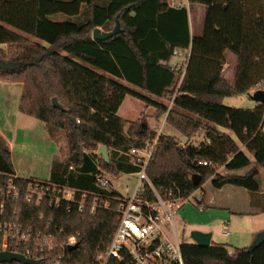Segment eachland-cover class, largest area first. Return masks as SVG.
Masks as SVG:
<instances>
[{"label":"trees","instance_id":"16d2710c","mask_svg":"<svg viewBox=\"0 0 264 264\" xmlns=\"http://www.w3.org/2000/svg\"><path fill=\"white\" fill-rule=\"evenodd\" d=\"M188 1L190 6L207 8L200 37L191 35L188 9L171 6L169 0H0V46L14 50L6 53L0 48V60L22 64L15 70L0 69V80L23 84L20 112L63 131L68 140L69 156L52 163L49 183L78 190L80 195H100L97 174L104 170L137 174L141 166L130 152L143 151L157 139L147 175L165 198L185 201L209 180L215 189L233 186L247 190L251 197L264 198L257 167L264 168V105L257 103L254 110L224 105L226 98L264 90V0ZM83 10L81 22L49 19L56 12L80 16ZM45 21L51 25L47 35L43 34ZM117 21L122 34L106 41L93 40L95 28L110 32ZM22 34L40 38L50 48L29 42ZM176 49L190 51L185 73L170 66ZM116 50L129 59L130 65L123 68L127 80L158 97L173 96L170 110L93 70L113 71V59L109 62L107 58L118 55ZM226 51L238 59L233 85L222 77ZM128 94L156 107L159 115L168 112L167 123L182 136L190 139L204 132L205 140L181 146L176 137L158 136L143 118L136 122L121 118L118 111ZM53 98L63 110L53 107ZM217 127L233 132L246 151ZM101 145L108 148L110 163L96 153ZM219 167L248 172L220 175ZM0 175L3 183L17 176L11 150L1 140ZM194 175L201 177L198 185L193 183ZM30 181L17 177L23 185ZM104 197L112 200V211L94 215L75 207L69 212L67 203L50 208L11 199L0 223H23L35 231L54 233L61 242L80 233L77 249L70 252L72 264H93L97 251L111 242L122 195L113 190ZM259 208L264 211V206ZM26 250L22 247L15 252L27 255ZM182 254L184 264H264V244L249 253L248 247L230 252L223 245L184 243ZM56 256L57 252H45L35 257L53 264Z\"/></svg>","mask_w":264,"mask_h":264},{"label":"built area","instance_id":"2783aa9c","mask_svg":"<svg viewBox=\"0 0 264 264\" xmlns=\"http://www.w3.org/2000/svg\"><path fill=\"white\" fill-rule=\"evenodd\" d=\"M178 7L189 9L188 0L175 2ZM173 57L177 59L170 66L185 73L188 66L190 51L176 49ZM259 85L257 86V88ZM256 91V90H255ZM254 91V92H255ZM78 123L80 121H77ZM264 134V125L261 128ZM162 133H158V136ZM157 139L147 149L132 150L131 155L138 157L141 171L136 175L138 182L131 195H124L113 185L112 181L102 173L96 175V186L101 191L100 195L53 185L49 182L30 181L26 185L17 182V177L3 183L0 179V215L6 210V202L9 200H25L29 204L37 206L47 205L50 208H58L62 203L69 205L68 211L75 207L77 211L89 210L92 215L98 212H111L112 200L108 196L113 190H117L122 198L116 207L117 227L111 242L96 253L93 264H184L182 245L174 223V215L185 201H174L165 198L152 184L147 175V167ZM98 153V151H96ZM144 155V156H142ZM200 165H208V162H200ZM1 176V175H0ZM101 195H103L101 197ZM152 197V199H151ZM200 210L203 198L195 199ZM176 209V210H171ZM44 213L41 214L42 220ZM222 234L231 236L228 223L222 226ZM80 233L72 235L61 242L58 237L48 231H35L19 222L0 223V252H15L16 249L26 247L29 259L37 258L38 254L55 253L57 256L53 264H72V256L69 248L78 244ZM34 246V250L30 249ZM74 251V250H73ZM41 264H45L42 260Z\"/></svg>","mask_w":264,"mask_h":264},{"label":"rangeland","instance_id":"374dc122","mask_svg":"<svg viewBox=\"0 0 264 264\" xmlns=\"http://www.w3.org/2000/svg\"><path fill=\"white\" fill-rule=\"evenodd\" d=\"M177 1L184 2V0H169V4L171 6H175V2ZM49 9L50 8H48V10ZM58 9L59 8L55 6L53 10L56 11ZM48 10H46V12ZM188 11L193 14L192 6L189 7ZM49 19L53 23L66 22L67 20H71L72 22H81L85 19V10H83V13L80 16H68L56 12L52 14ZM46 28L51 29V25L47 23V21H45L43 24V34L47 35L48 33H46ZM22 35L31 43H37L40 46L50 48V46L40 38L31 37L26 34ZM0 48L3 49V51L6 53L14 52L13 49L4 45H1ZM116 53L118 55L113 53L114 55H112V58H110V56L107 58V61L109 62H111V59H113V63L115 64V69L113 71L109 72L99 69L97 70L94 68L93 70H95L98 75H102L113 81L119 82L127 89L132 90L136 93H140L141 95L152 99L156 103L161 104L162 106H165L168 108V110H170L173 107L174 97H158L153 93L144 91L139 85L131 83L129 80H127V78L123 75V68L130 65L129 59L126 54H123L119 50H116ZM61 54L66 55V53L63 52ZM176 61L177 59L173 57L170 62L171 65ZM22 85L23 84L21 83H11L0 80V140L2 142H5L7 146L8 144H10L9 142H12L13 145H11L10 147L11 154L14 159V161L12 159V162L15 164L17 172L20 174V176H22V178L32 181L48 182L51 177L52 162L65 161L69 156L68 140L66 138V134L63 131L53 128L52 126H49L48 124L36 118H32L20 112L19 105L22 96ZM253 93L254 91L251 92V94ZM224 105L231 108L249 110L251 106L256 105V102L253 101L247 94L227 98L225 99ZM157 110L158 109L156 107L152 105L148 106L143 101L128 94L119 108L118 115L129 122H136L137 120H140V118H143L146 122H148L152 130L156 131L157 133L160 132L165 135L176 137L181 146L188 144L198 145L200 142L205 140L204 132L196 134L193 138L190 139L180 135L172 126L167 123L168 112L159 115L158 113H160V111ZM195 119L198 118L195 117ZM202 122L206 126H212L205 121ZM224 132L227 134L231 133V135L233 134V139L238 143L243 151H246L244 146L239 143L237 137L233 132L226 129L224 130ZM248 155L252 160H254V157L251 154ZM253 166H257L255 162H253ZM257 167L259 169L258 181L264 192V168L260 166ZM216 171L217 174L220 175L231 174L223 167L217 168ZM244 173L245 171H242V174ZM103 175L106 178L110 179L114 187L124 195H131L138 182V177L136 174L116 175L108 170H104ZM211 182L209 180L205 183L204 190L208 192V194H212L214 192L217 193V190L212 186ZM227 189H238L246 191L244 189L235 188L233 186H229ZM228 195L229 198H233V194L232 196L231 194ZM201 196L202 191L199 189L194 193V195H192V198L199 200ZM195 199H189L185 203H183L180 209L177 210L174 215V223L178 236L180 240L184 241L186 244H195V242L191 238V232L193 230L189 226L190 219H188L185 215L186 210L190 208L194 209V211L198 214V220H202L199 219V217L203 218V216H200L203 213H199V207ZM251 200L254 202V204L252 203V208H256L258 206L257 204H259V206L261 207L264 206V198L261 196H252ZM220 201L231 204L232 206H236L234 208H240V210L246 209V207L244 206V198L241 196L232 201H225L222 199H220ZM210 214L211 213L205 215L208 217ZM232 219L231 236L225 237L222 234L220 220L215 219L214 217L208 218V220L211 221L210 232H212L213 234L212 245H223L230 252H233L236 248H240V246L238 245V239L241 238V236L245 233L243 223L241 222L243 221V219ZM246 219L249 223L248 225L250 228L258 227L261 228V231L264 230V211H261L260 208L259 212L252 213L251 215L246 216ZM238 220L240 221L238 222ZM258 233H256L255 236H257Z\"/></svg>","mask_w":264,"mask_h":264},{"label":"crops","instance_id":"0c3cea01","mask_svg":"<svg viewBox=\"0 0 264 264\" xmlns=\"http://www.w3.org/2000/svg\"><path fill=\"white\" fill-rule=\"evenodd\" d=\"M192 11H193V14L189 12L191 35L193 37L194 36L200 37L203 35V31H204V22H205L207 8L204 5L195 4V5H192ZM225 58H226V64H225L223 72H222V77L228 83L233 85L235 83V78H236L238 59H237V56L234 55L230 51L225 52ZM22 91H23V85H22L21 94H22ZM224 102H225V100H224ZM19 107H20V105H19ZM256 107H257V102H256V105L251 106V108H249V110H254ZM217 129L220 132L225 133L224 128L217 127ZM228 135L233 138V134L231 135V133H228ZM9 143L10 144H8V147L10 148L11 145H13V144H12V142H9ZM12 159H13V157H12ZM13 161H14V159H13ZM13 166H14L16 175L18 177L22 178V176H20V174L17 172L16 166L14 163H13ZM242 171H245L244 174H246L248 172V169L237 171V172H230V173L236 174V175H244V174H242ZM210 182H211V180H210ZM204 187H205V184L200 189L202 191L201 198H203L202 201L204 204L203 205L204 209L203 210L199 209V213L200 212L203 213L200 216H203L204 219L199 217V219H202V220H198V214L194 211V209H191V208L187 209L185 212V215L187 216L188 219H190L189 226L192 228V230H198V231H202V232L212 233V232H210L211 221L208 220L209 217H211V218L214 217L215 219H219L221 229H222V226L224 223H228L229 227L231 229V221L233 220L232 218H234V219L238 218L241 220L243 219V221H241V222L243 223V228H244L245 233H244V235H242L243 237L241 236V238L238 239V243H239L238 245L240 246V248L249 247L256 237L255 234L258 233L259 231H261V228H258V227L250 228L248 225L249 223L246 219V216L251 215L252 213L259 212L258 207L252 208L251 194L247 193L248 192L247 190L242 191V190H238V189H227L229 186H226L222 189H216L217 193L214 192L212 194H208V192H206L204 190ZM228 194H231V196L233 194V196H232L233 198H229ZM240 196L244 198V206L246 207L245 210H240V208H234L236 206H232L231 204H227L226 202L220 201V199L225 200V201H227V200L232 201L234 199L239 198ZM208 213H211V214L207 217L206 215ZM239 221L240 220H238V222Z\"/></svg>","mask_w":264,"mask_h":264},{"label":"water","instance_id":"95a60500","mask_svg":"<svg viewBox=\"0 0 264 264\" xmlns=\"http://www.w3.org/2000/svg\"><path fill=\"white\" fill-rule=\"evenodd\" d=\"M122 33H123V30H121L120 23L117 21L115 28L110 32H106L102 30L101 28H95L92 33V38L95 41H106ZM21 66L22 64H19V63H6L0 60V69L15 70V69L20 68ZM249 96L253 101L264 105V90H257L253 94L250 93ZM52 105L56 109L63 110V107L58 102L57 98L52 99ZM98 154L103 157L106 163H110L109 150L106 146L104 145L99 146ZM192 180L195 185H198L201 181V177L198 175H194ZM191 238L193 239L195 244L200 247H210L212 245L213 234L208 233V232L193 230L191 232ZM263 244H264V230L257 234L252 244L248 247V252L252 253L254 250L261 247ZM77 247H78V244L70 247L69 250L73 251L77 249ZM14 261L19 262L21 264H41L40 260L29 259L18 253L0 252V264L11 263Z\"/></svg>","mask_w":264,"mask_h":264}]
</instances>
